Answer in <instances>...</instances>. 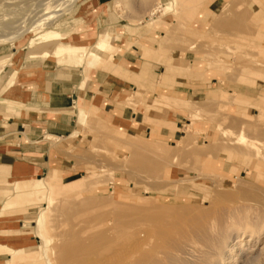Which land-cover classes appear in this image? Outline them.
Wrapping results in <instances>:
<instances>
[{
  "label": "rangeland",
  "instance_id": "1",
  "mask_svg": "<svg viewBox=\"0 0 264 264\" xmlns=\"http://www.w3.org/2000/svg\"><path fill=\"white\" fill-rule=\"evenodd\" d=\"M84 2L0 0V51L6 54L0 55V74L4 67H14L6 82L19 83L26 78L17 81L19 74L37 75L21 69L24 57L36 51L50 52V62L56 64L55 58H59L63 65L86 67L94 53L98 57L93 66L112 63L115 35L109 29L87 32L85 16L100 11L88 9L78 14ZM132 2L146 11L137 15ZM113 9L126 18L124 31L133 36L139 38L145 31L163 33L162 39L151 40L160 51L145 50L144 57L153 54L167 68V76L202 82L204 101L185 102L187 118L174 140L160 135L157 127H153L155 137L131 136L104 114H96V103L89 109L79 102V131L68 138H47L59 149L57 158L75 177L66 179L54 160L47 174L38 179L28 178L31 175L26 171L19 173L24 180L21 178L17 187L6 182L0 185V264H112L114 211L125 217L132 200L152 198L157 205L159 196L177 209L202 206V210L212 207L228 212L220 219L214 211L209 213V226L230 218L232 225L227 230L234 234L235 242L241 241L234 256L246 248L251 257L243 264H264V0H167L161 5L158 0H116ZM68 31L67 36L63 34ZM15 38L18 40L13 42ZM163 44L177 50L174 57L185 61L179 64L176 60V64L184 67L166 62L171 56L162 50ZM58 47L65 48L60 51ZM108 53L105 60L103 55ZM161 75L157 73L155 79L172 82ZM154 103L161 108L173 105L168 99ZM135 147L141 148L152 165L164 168L145 169L144 163L130 156L129 149ZM51 176L56 187H47ZM73 181L76 183L70 184ZM85 202L90 206L80 208ZM256 204H261L260 210H255L260 208ZM75 213L79 216L74 217ZM11 219L12 224L2 223ZM69 234L86 247L71 246ZM25 235L31 236V247L23 248L28 242ZM194 242L188 243L187 249L195 254L188 257H198L196 250H202ZM243 259L236 264H242Z\"/></svg>",
  "mask_w": 264,
  "mask_h": 264
},
{
  "label": "crops",
  "instance_id": "2",
  "mask_svg": "<svg viewBox=\"0 0 264 264\" xmlns=\"http://www.w3.org/2000/svg\"><path fill=\"white\" fill-rule=\"evenodd\" d=\"M114 1L116 0H85L78 13H87L88 9L99 10L97 15L89 13L85 16L89 25L87 32L98 34L101 30L109 29L115 35L112 41L115 52L110 65L86 68L58 65L40 56L35 58L25 56L22 67L31 71L40 69L41 73H34L36 76L19 74L17 81L23 76L26 78H22L19 83L15 82L17 84L14 88L13 84L6 88L10 80L6 82V75L13 72L14 67L8 65L1 71L0 185L6 182L13 184V188L17 187L22 178H19V173L26 174V171L31 175L28 178L38 179L41 174H47L50 163L54 160L55 168L64 173L66 179L75 177L70 167L57 158L59 149L56 146L52 147L47 138H68L79 131L77 120V115H80L79 102L89 109L93 107L92 103H96L98 107L96 114H104L106 120L126 134L134 137L147 135L152 137V128L157 127L160 135L174 140L177 138L181 122L187 118L185 113L188 105H185V102L199 104L204 101L202 82L167 76V68L157 62L153 54L144 57L147 56L145 50L160 51L158 45L151 43V40L162 39L163 33L151 35L145 31L144 35L138 38L124 31V25L128 22L113 9ZM158 2L161 5L167 0ZM132 3L137 15L141 16L146 11L144 6ZM126 17L133 19L128 14ZM36 45L34 44V47ZM31 46L32 44L29 47ZM161 48L171 56L166 62L170 61L174 67H184L176 64V60L179 64L185 60L174 57L178 54L174 47L163 44ZM0 55L6 54L0 51ZM103 57L108 60L110 53L104 54ZM157 73H162L161 79L166 77L172 82L158 81L155 79ZM158 99L171 100L173 105L161 108L154 103ZM164 124L172 128L164 127ZM47 179V187H56L53 176ZM75 183L70 182L72 185ZM13 221L11 219L2 223L12 224ZM24 237L28 242L23 248L31 247L33 242L31 236Z\"/></svg>",
  "mask_w": 264,
  "mask_h": 264
},
{
  "label": "bare ground",
  "instance_id": "3",
  "mask_svg": "<svg viewBox=\"0 0 264 264\" xmlns=\"http://www.w3.org/2000/svg\"><path fill=\"white\" fill-rule=\"evenodd\" d=\"M25 30L26 28L24 29V31ZM70 33L71 32L63 33V34L67 36V34H70ZM17 38L19 39L20 36H18ZM17 38L13 39L12 41L13 42L17 41L18 40ZM12 41L10 40V43ZM53 48L54 46L51 47V49ZM64 48L65 47H62V48L58 47L57 49L62 51V49ZM39 56L48 62H50L51 59H53V55L48 51H39V52L36 51V53H31L27 57L35 58ZM97 57H98V53L92 54L87 61L86 68H90L91 66H93L97 60ZM55 59L58 65H63V61L61 59L59 58H55ZM21 69L26 70L23 67H21ZM27 71H30V70H27ZM34 72L39 73L41 72V70L40 69L35 70ZM16 73L18 75L19 71H17ZM13 82L12 83L9 82L6 88L10 87L13 84ZM154 129L155 128H152L153 137L157 136V134L153 132ZM128 142H131V141H128ZM129 150L131 151L130 156H132V159H135L136 162L144 163L145 169L147 170L149 169L151 171H154V170L160 171L164 168V165L162 164L152 165L150 162H148V158H144V155L141 152V148L138 149L135 147V149L130 148ZM172 182H169V183H172ZM244 194H246V192ZM229 197H231V195H229ZM224 198H225V195H224ZM151 199L152 198H149V199L138 198L136 200H132L131 201L132 204L130 203L129 206L127 205L128 210L126 211L127 215L125 217H122L121 215L116 214L115 211L112 214V218H115L113 228L110 229V232L113 234V236L115 235V242H114L113 251H112L114 252L115 260L114 262L112 261L113 262L112 264H236V263H239V259H242L244 257L242 261V264H243L247 262L248 260H250L249 257L251 256H248L246 248L241 249V253L240 255H237V258L236 256H234V252L238 250L236 246L240 244L241 241L235 242L236 240L234 238V234L228 232L227 230L232 225L230 218H226L222 222H218L219 220L217 222L213 220L215 222L212 225L209 226L208 224L209 213H211L212 211H214L215 214L220 215L217 217L218 219H220L221 216L223 217L224 215L226 216L227 215L226 213L228 212H225L222 210L220 211L219 209H216V208L212 210L211 209L212 207L209 209L202 210L203 209L201 208L202 206L200 208H197V207L192 208L190 206H187L184 208L177 209L175 208V205H173V203L166 205L167 204L166 199L160 196L157 198V201H156L159 205L154 204L153 201H151ZM240 200L243 202V199H240ZM88 205L90 206V202H85L80 208L88 207ZM110 206L112 207V205ZM114 206L116 207L115 203H114ZM117 206L119 207L118 203H117ZM249 206L247 208H249ZM259 206L260 208L255 209L256 207H254V209L260 210L261 204ZM100 208H98L97 211ZM236 209L238 210V207H236ZM83 211L85 210L82 209L80 217H82L83 215L82 213H84ZM228 211H231V210L229 209ZM89 212L91 211H88V213ZM95 213H91V214H95ZM76 214L77 213L74 214L75 216L72 214L71 215L74 217H78L79 214H77V216ZM240 220L241 218H238L237 222H239ZM260 223L262 224V222ZM69 235L72 236V239L69 240L70 245L71 244L77 245L76 248H78V246L82 244L85 246L84 243H81V241L76 240V237L73 234H69ZM194 241H197L198 244L201 245L202 250H198V251L196 250L198 257H188V256H192L193 254H195V253L191 254L190 249H187L188 243L194 244L195 243ZM65 246L69 247V244H66ZM196 248H199V246ZM192 250L194 249L192 248ZM108 261L110 260L108 259Z\"/></svg>",
  "mask_w": 264,
  "mask_h": 264
}]
</instances>
